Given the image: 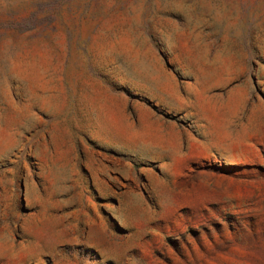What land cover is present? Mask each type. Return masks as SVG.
I'll return each instance as SVG.
<instances>
[{
	"label": "rangeland",
	"instance_id": "374dc122",
	"mask_svg": "<svg viewBox=\"0 0 264 264\" xmlns=\"http://www.w3.org/2000/svg\"><path fill=\"white\" fill-rule=\"evenodd\" d=\"M0 264H264V0H0Z\"/></svg>",
	"mask_w": 264,
	"mask_h": 264
}]
</instances>
